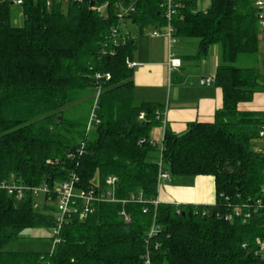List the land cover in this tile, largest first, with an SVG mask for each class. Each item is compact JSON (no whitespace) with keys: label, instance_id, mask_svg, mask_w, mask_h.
<instances>
[{"label":"trees","instance_id":"1","mask_svg":"<svg viewBox=\"0 0 264 264\" xmlns=\"http://www.w3.org/2000/svg\"><path fill=\"white\" fill-rule=\"evenodd\" d=\"M173 1L169 20L165 0H23L22 26L11 22L14 4H0V180L51 190L40 203L31 192L17 200L0 189V264H145L147 252L153 264H264L257 254L264 239V111L240 109L264 90V76L237 65L259 52L258 8L255 0H210L205 8L201 0ZM125 19L139 35L170 22L176 36L198 38L189 58L196 62L212 45L221 48L215 84L222 107L214 121L189 122L184 133L165 126L162 152L151 132L163 125L165 107L134 104L127 59L136 40L121 33ZM98 72L111 78L102 81L89 129L90 119L66 107L96 89ZM161 154L172 177L214 176L215 202H151L158 198ZM71 173L78 188L97 192L115 175L116 198L129 201H97L81 217L78 200L52 251L7 249L27 228L55 226V188ZM140 193L143 201L131 199ZM153 225L157 232L147 241Z\"/></svg>","mask_w":264,"mask_h":264},{"label":"crops","instance_id":"2","mask_svg":"<svg viewBox=\"0 0 264 264\" xmlns=\"http://www.w3.org/2000/svg\"><path fill=\"white\" fill-rule=\"evenodd\" d=\"M154 29L156 27L149 26L144 35H139L138 30L133 34L128 33L136 40V47L131 55V60L135 63L134 97L137 94L141 102L157 101L165 107V122L154 127L151 132L152 140L160 144L164 138L165 126L181 134L186 131L189 122L214 121L216 111L223 105V90L215 84V80L208 82L207 79H215L221 48L212 45L207 56L196 62L189 58L197 52L199 39L178 37L172 50L181 58L182 66L171 70L168 65V39L166 36H151ZM251 60L257 68L264 61V54L258 52ZM188 64L194 67L193 71L186 69ZM240 109L263 112L264 90L256 92L253 100L241 104ZM158 200L213 204L216 200L215 178L212 175L174 176L170 182L160 183Z\"/></svg>","mask_w":264,"mask_h":264},{"label":"built area","instance_id":"3","mask_svg":"<svg viewBox=\"0 0 264 264\" xmlns=\"http://www.w3.org/2000/svg\"><path fill=\"white\" fill-rule=\"evenodd\" d=\"M6 0H0V4ZM13 4L22 5L23 0H9ZM59 1H65L68 0H59ZM50 2H48V5ZM164 5H166V15L167 18L170 20L172 13H173V0H165ZM255 6L258 8L259 11V25L264 32V0H255ZM112 32L114 35H118V27H115L112 29ZM151 36H166L168 39V46H169V60L168 65L171 70H175L182 66V60L178 56L175 55V53L172 50V46L178 42V36L175 35V29L172 26V24L169 22V24L163 28H156L151 33ZM127 64L129 67H134L135 63L131 59H127ZM111 78V74L109 72L107 73H96V79H97V97L95 101V106L98 102V97L102 91V81L109 80ZM215 79L213 77H209L207 79L208 82H212ZM145 116V113L142 112L140 114V119H143ZM95 118L94 111L90 118V124L89 129L92 126V122ZM162 120L165 122V116L164 112L162 113ZM260 137L262 140V143L264 144V124L262 125V128L260 130ZM154 144L159 146V149L163 150V144L162 142L158 144L157 142L153 141ZM159 165V173H158V186L162 181L170 182L172 180V174L171 172L164 166L162 154L158 162ZM79 178L76 174L71 173L70 178L65 181H60L57 183L55 188L54 195L57 196V202H56V211H55V226L52 228L51 236L55 237L54 241H59V234H60V228L62 227L64 222H67L71 215L76 211V208L78 207L77 203L78 200H81L82 208L80 209V216L86 217L88 213L93 211V203L97 201H122L127 202L129 200H118L115 196V189L117 186V183L119 182V179L115 175L108 176L106 179V185L107 188L105 191H99L97 192L95 189H84V188H78L76 186V183L78 182ZM0 189H5L9 195L14 196L17 200H21L24 195H26L28 192H31L35 196H39L40 194H51V190L46 185H38V186H27L21 183L11 180H0ZM264 190V186H263ZM140 193L138 196L132 195L131 199L139 201H143ZM50 200V199H49ZM151 202L155 203L156 205L160 202L157 199L151 200ZM260 207H264L260 205ZM236 215L240 216L242 214V211L240 208H236L235 211ZM121 214L124 216V218L129 221L130 218L127 215V213L123 210L121 211ZM250 212H247L244 214V220L246 221L250 217ZM232 215H227V218H231ZM157 232V227L155 225L152 226L147 241L149 238H151L155 233ZM257 254L260 255L263 258L264 261V239L259 240V249L257 251ZM144 262L145 264H153L149 252H147L144 256Z\"/></svg>","mask_w":264,"mask_h":264},{"label":"rangeland","instance_id":"4","mask_svg":"<svg viewBox=\"0 0 264 264\" xmlns=\"http://www.w3.org/2000/svg\"><path fill=\"white\" fill-rule=\"evenodd\" d=\"M67 5L66 3H64ZM210 4V0H201L200 8H205ZM106 6V4H105ZM105 7H102L104 10ZM25 16L22 10L21 5L14 4L12 6V17L11 22L13 25L22 26L24 24ZM138 28L135 24H133L130 20L125 19L121 24V33L124 35L130 33H134L137 31ZM264 32L261 30V34ZM259 36L260 38V51L259 53L264 54V36ZM219 46V45H218ZM220 48V47H219ZM252 57L243 56L237 62V65L241 66H254L253 61L251 60ZM191 64V63H189ZM187 65L186 69H190V71L194 70L193 66ZM258 71L260 74L264 76V61L260 65L257 66ZM97 92L96 89H89L85 93L84 97L81 98L75 105L76 106H68L66 107V113L70 114L71 116H77L81 118L82 121L86 119H90L92 112H93V105L96 101ZM142 102L138 98L137 94L134 97V104L140 105ZM157 127V126H156ZM264 146V145H263ZM264 149V147H263ZM174 177V176H173ZM44 195L40 194L37 197V200L42 203ZM56 206V204L54 203ZM52 229L48 227H35V228H27L22 232L23 238L12 241L7 245V249L10 250H18V251H43V252H50L54 248V239L50 236Z\"/></svg>","mask_w":264,"mask_h":264},{"label":"water","instance_id":"5","mask_svg":"<svg viewBox=\"0 0 264 264\" xmlns=\"http://www.w3.org/2000/svg\"><path fill=\"white\" fill-rule=\"evenodd\" d=\"M209 215H210V216H213V215H214V209H211V210H210Z\"/></svg>","mask_w":264,"mask_h":264}]
</instances>
